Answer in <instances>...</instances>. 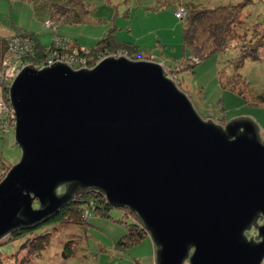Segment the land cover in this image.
Segmentation results:
<instances>
[{"label": "water", "instance_id": "1", "mask_svg": "<svg viewBox=\"0 0 264 264\" xmlns=\"http://www.w3.org/2000/svg\"><path fill=\"white\" fill-rule=\"evenodd\" d=\"M10 101L22 157L0 182V238L96 188L141 219L156 264L263 263L264 222L260 240L245 233L264 219V139L251 117L204 121L162 63L122 55L26 65Z\"/></svg>", "mask_w": 264, "mask_h": 264}, {"label": "rangeland", "instance_id": "2", "mask_svg": "<svg viewBox=\"0 0 264 264\" xmlns=\"http://www.w3.org/2000/svg\"><path fill=\"white\" fill-rule=\"evenodd\" d=\"M51 1L54 0H0V38L10 57L15 56L10 46L18 43L16 40L19 38L28 39L34 34L43 45H48L56 32L45 24L52 28L57 25L55 30H58L60 36L71 38L81 45V51L76 56L75 51L73 55L71 52H65L67 64V59L69 61L90 58L88 57L91 52L89 48L94 47L98 41L113 31L119 40L139 46L140 50L135 52V56H131L130 59L158 60L157 62L162 63L168 75L188 96L195 111L204 121L210 119L213 123L225 128L232 119L249 116L258 124L264 139V0H253L242 8H232L230 11L219 6L228 5L226 6L228 8L230 3H241L242 1L74 0L70 1L71 3L67 6L69 10L74 11L75 8L81 13L86 12L85 7L89 10L85 23L77 25L70 24L69 20H66L68 23L58 22L60 14L53 16L56 22L51 19L44 22ZM55 1L64 3L67 0ZM182 1H198L205 7L216 8V14L219 16L224 9L225 17L227 15L229 18L233 17L230 26H224L226 25L225 18L219 22L227 29L224 34L229 33L225 40L228 41V46L225 50H221L224 53H214L202 59L201 54L204 50V52L207 50L209 52L208 47L211 45L207 38L208 27L198 20L194 24L197 32V38H195L197 46L192 44V49L197 53L186 57L183 33L189 24V19L186 11L180 19L175 16V11L178 6H181ZM182 17L185 18L182 19ZM72 21L75 20L72 19ZM204 44L205 46L202 47ZM72 45L73 42L70 46ZM71 48L76 50L77 47ZM236 48L250 49V51H243L242 54ZM37 49L36 47L29 55L28 64L30 66L42 67L37 63L41 55L48 56L51 55L49 53H56L53 46L47 49L48 55L47 50L39 54ZM18 55L22 56L16 61L0 65L2 72L0 108L2 102L5 105L6 99H10V96L7 98L4 95L6 76L10 79L13 77L18 62L20 65L23 62L26 64L24 56L26 54L18 53ZM111 55L117 56L116 53ZM253 57L257 58L253 59ZM103 58H97L96 63ZM81 66L83 64L75 69L83 68ZM194 67V72H192ZM12 108L11 103L8 113L7 110H0L1 116L7 113V121L0 124V182L22 157V149L15 140ZM9 123L12 130H6ZM38 206L37 202H34V207ZM129 216L130 214H123L122 209L114 208L105 216L96 213L88 214L86 216L88 222L84 226L48 225L36 228L31 233L18 238L11 236L9 238L11 240H6L0 245L2 252L0 253V264H17V262L20 264H134L135 261L140 264H156V250H154V242L150 235L131 244H121L130 225L133 224ZM263 222L264 219L261 218L258 225ZM54 226L56 228L53 229ZM48 228L51 229L48 245L41 250L35 249L33 244L40 239L35 238L37 233L46 231ZM245 233L248 238L252 235L255 241L260 240L258 228L254 226ZM72 238L77 239L76 250L73 255L65 257L63 255L64 246L68 243L72 248L73 241H67ZM13 258L18 261H14ZM183 264L191 263L189 259H186Z\"/></svg>", "mask_w": 264, "mask_h": 264}, {"label": "trees", "instance_id": "3", "mask_svg": "<svg viewBox=\"0 0 264 264\" xmlns=\"http://www.w3.org/2000/svg\"><path fill=\"white\" fill-rule=\"evenodd\" d=\"M29 1H33V0H29ZM73 2L74 0H67L66 2H68L66 4V2L61 3L58 1H51L49 2V9H47L48 11V15L45 18L44 22L48 19L53 20L54 22H56L53 19L54 15H59L60 17H58L59 19L57 20L60 23H65L67 22L66 20H69L70 24H82L85 23V19L88 18V14H89V10L85 7L86 12L81 13L80 11H77V9L74 8L73 10H69L70 8L67 7L69 6V4L71 2ZM242 1L237 2V3H230L229 6L230 7H226L228 5H224V6H219L220 8L224 7L225 9H239L242 8L243 6L248 5V3L250 1L253 0H240ZM197 2V3H196ZM84 4V3H83ZM181 6H178L175 13L179 10V9H184L187 13V17H188V21L189 24L188 26L185 28L184 33H183V46H184V53L187 55L186 57H190L193 54H196L197 51L192 49V44L196 45V40L195 38H197V32H196V28L194 27V24L200 20L204 23L205 26L208 27V35L207 38L210 41V45L211 47L209 48V52L208 50L206 52L203 51V53L201 55L202 59H205L207 57H209L210 55L214 54V53H224V51L221 50H225L226 46H228V41H225L227 39L228 36V32L226 34H224V32L227 30L224 26H230L231 21H233V17L229 18V15H227L225 17V10L223 9L222 14L219 16L216 14L215 10L216 8H209V7H205L203 5H201V3H198V1H188V2H180ZM179 4V5H180ZM157 8V7H155ZM221 10V9H220ZM224 13V14H223ZM228 13V12H227ZM176 16V15H175ZM65 18V19H63ZM185 17H182V19ZM225 18L224 23L226 25L222 26V24H219L220 21H223ZM72 19H74L75 21H72ZM73 22V23H72ZM68 23V22H67ZM215 23V24H214ZM46 26V25H45ZM193 28H190V27ZM55 27L57 28V25L54 26L53 31L56 32V34L52 37L51 42L48 45H43L41 43V41L39 40L38 37H36L34 34L30 35V37L28 38L29 40H31V43L34 45V49H37V53L39 54H43L47 49H51V46H53L56 49V52H61L59 55L60 57L68 52H71V54L73 55V52L75 51V56L77 54H79L78 52L81 51V45L78 44L77 41H73L71 40V38H67L65 36H60L58 34V30H55ZM50 28V27H48ZM115 32H110L107 34L106 37L102 38L100 41H98V43L92 47L89 48L91 50L90 55L88 57L90 58H86L85 60H83V58L81 60H76V59H71L68 61L69 65H71L73 68L76 67H80V64L83 66L81 67H85V68H91L93 66V64H95L98 59H101L103 57H106L107 55L110 56L111 54H126L127 58L130 59L131 56H135V52L139 51V46L137 45H133L131 43H127L124 41L119 40L116 35L114 34ZM224 34V35H223ZM59 37V38H57ZM57 39H59L61 41V46L59 44H56L55 41H57ZM58 42V41H57ZM73 42V45L70 46V44ZM191 45V46H190ZM197 46V45H196ZM205 44L202 46L204 47ZM262 45H260L261 47ZM71 47H77L76 50L72 49ZM6 47L4 46V44H2V38H0V65L1 62L3 60V58L5 57L6 53ZM40 48V49H39ZM254 49V48H253ZM5 50V52H4ZM236 50H240L242 52V54L244 53L243 51H250V49H245V48H236ZM34 51V50H33ZM32 51V52H33ZM36 51V50H35ZM232 51V50H231ZM49 51H46V54L48 55ZM32 53L27 51L26 53V57L30 59V56ZM42 57L38 59L37 62L43 64L44 62L47 61V59H49V56H45V55H41ZM255 56V55H254ZM200 57V58H201ZM252 58V57H251ZM257 58V57H253ZM97 59V60H96ZM171 66V65H169ZM193 66H195L193 64ZM173 67V66H172ZM195 67L193 68L192 72H194ZM173 74V73H172ZM3 90V89H2ZM4 95L7 96V94L9 93V87H6V90L4 91ZM8 102V99H6ZM10 124V123H9ZM13 128H9V130H12ZM66 189V185H61L58 187L57 191L58 193H62L64 192ZM37 204L39 205L38 201ZM114 208H118V209H122L123 210V214H130V218L132 219L133 224L130 225L129 227V231L127 232V234L125 235L124 239L121 241V244H131L133 242H137L141 239H143L144 237L150 235L149 231L146 229L145 225L142 223L141 219L137 216V214L135 212H133L131 209L126 208V207H119V206H114L111 205L106 197L105 194L96 188H88L86 190H81L79 191L77 194L74 195V197L66 204L64 205L62 208H60V210H58V212H56L54 215L47 217L45 219H43L41 222H39L38 224L34 225V226H29V227H23V228H19V229H15L13 231H11L10 233H8L6 236H3L0 238V245H2L6 240H11L9 239L11 236L18 238L21 237L27 233H31L34 229L36 228H41L43 226H48V225H69V224H74V225H78V226H84L87 224L88 220H87V215L88 214H100V215H108V213L110 212L111 209ZM263 217L262 214L259 215L257 222L255 223L256 226L258 224V221ZM53 229L56 228V226L52 227ZM51 229H46V231H43L41 233H37L35 238H40L38 241L34 242L33 246L35 247V249L37 250H41L43 249L45 246L48 245L49 243V239L51 236ZM67 241H73L74 245L71 248L68 243H66ZM65 243L66 245L64 246V252L63 255L65 257H69L71 255L74 254V251L76 250V245H77V239L76 238H72L67 240ZM155 250L157 249L156 246ZM68 251H67V250ZM32 251V249L30 250V252ZM67 252V253H66ZM0 253H2L0 251ZM193 253V251H191V254ZM14 261H18L16 259L13 258ZM1 261V258H0ZM1 263V262H0ZM17 264H20L17 262ZM134 264H140L138 261H135ZM264 264V261L263 263Z\"/></svg>", "mask_w": 264, "mask_h": 264}, {"label": "built area", "instance_id": "4", "mask_svg": "<svg viewBox=\"0 0 264 264\" xmlns=\"http://www.w3.org/2000/svg\"><path fill=\"white\" fill-rule=\"evenodd\" d=\"M179 12V13H178ZM185 12V10L184 9H179L176 13H175V15H176V17L177 18H181V16H182V14ZM47 27H49L47 24H45ZM50 28H52V27H50ZM58 38V37H57ZM16 41H18V43H16V44H13L12 46H10V50L12 51V52H14L15 53V56L14 57H10L8 54H6L5 55V57H4V59L2 60V62H1V65L2 64H10L9 62H14V61H16L17 60V58L18 57H21L22 55H18V53H22V54H26L27 53V51H29V52H31L32 53V51L34 50V45L31 43V40H29V39H24V38H19L18 40H16ZM57 41H58V43L57 44H59L60 46L62 45L61 44V41L59 40V39H57ZM25 48V49H24ZM14 51H13V50ZM49 54H51V55H48L49 57V59H47V61L46 62H44L43 64H41V63H39V62H37V63H39L42 67L43 66H47V65H50V64H52L53 62H55L56 60H59V61H62V62H65L66 60H65V57H66V53L63 55V57L61 56L60 57V55L56 52H53V53H49ZM117 55H122V56H126V54H117ZM25 57H26V55H24ZM23 56V57H24ZM127 57V56H126ZM26 61V64H19V62L17 63V68L14 70V72H13V77L10 79L8 76H6V82H4L5 84V86L4 87H9V90H10V85L12 84V82H13V80L15 79V77L17 76V74L20 72V70L24 67V66H26V65H29L28 63L30 62L29 61V59L26 57V59H25ZM68 62V61H67ZM69 64V63H68ZM71 66V65H70ZM93 67V66H92ZM75 69V68H74ZM0 76H2V72H1V70H0ZM3 77H4V75H3ZM3 77H1V79L3 78ZM8 96H10V91H9V95H7V98H8ZM8 100H10L9 98H8ZM2 104V106H1V108H0V110H3V111H5V110H7V113L9 112V106H10V104H11V101L9 102H7V100H6V103H5V105H3V102L1 103ZM11 112H12V116H13V118H14V124H15V121H16V117H15V111H14V107L11 109ZM2 112H0V114H1ZM7 113H5L4 114V116H1L0 115V124H2V123H5L6 121H7V118H6V114ZM10 125L11 124H9V126H8V128L6 129V130H9V128H10Z\"/></svg>", "mask_w": 264, "mask_h": 264}, {"label": "crops", "instance_id": "5", "mask_svg": "<svg viewBox=\"0 0 264 264\" xmlns=\"http://www.w3.org/2000/svg\"><path fill=\"white\" fill-rule=\"evenodd\" d=\"M158 61V60H157ZM155 246V245H154ZM154 250H155V247H154Z\"/></svg>", "mask_w": 264, "mask_h": 264}]
</instances>
